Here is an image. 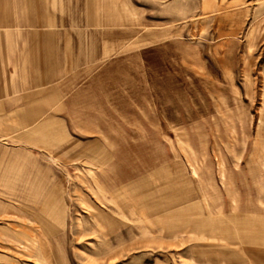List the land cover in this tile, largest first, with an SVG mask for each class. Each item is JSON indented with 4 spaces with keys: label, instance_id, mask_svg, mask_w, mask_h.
I'll return each instance as SVG.
<instances>
[{
    "label": "rangeland",
    "instance_id": "1",
    "mask_svg": "<svg viewBox=\"0 0 264 264\" xmlns=\"http://www.w3.org/2000/svg\"><path fill=\"white\" fill-rule=\"evenodd\" d=\"M34 6L6 15L11 46H74L53 86L100 58L117 91L94 140L0 115V264H264V0Z\"/></svg>",
    "mask_w": 264,
    "mask_h": 264
},
{
    "label": "crops",
    "instance_id": "2",
    "mask_svg": "<svg viewBox=\"0 0 264 264\" xmlns=\"http://www.w3.org/2000/svg\"><path fill=\"white\" fill-rule=\"evenodd\" d=\"M37 1L0 0V27L15 26L6 15H16L17 12L20 14L27 13L29 16L28 23L25 21L24 24L35 26L36 9L34 5ZM12 4L16 7L11 6ZM45 21V23L40 22L39 25H52V19ZM5 33L0 32V115L18 116L15 119L16 123L10 129L19 131L22 130L20 129L22 127L29 128L35 125L38 116L66 114L74 116L75 119H72L74 127L87 132L88 136L92 138L91 140H94L95 132L98 131V126L95 124L99 122L98 117L102 109L101 100L104 97L102 92L117 91L115 79L112 83L108 81L109 84L101 83L100 64L95 63L100 58L90 59L88 61L89 69L83 73L72 72L76 79L66 80L54 87V78L60 72L62 73L66 66L67 58L65 57L72 55L68 54L69 50L76 52L77 48L74 46H47L46 41L44 46H41L42 44L37 38L32 44L27 42L24 46H11L13 36L11 33ZM73 56L71 66L85 65L83 60L75 58L76 54L73 53ZM113 74L115 76V73ZM85 77L88 81L81 86L79 83L81 81L77 79ZM113 97L115 98L116 95L113 94ZM96 152L95 155L100 156L101 148L98 144H96ZM171 214L173 212L168 215ZM185 222L191 223L194 227L211 231L216 229L207 219L194 220L189 218Z\"/></svg>",
    "mask_w": 264,
    "mask_h": 264
},
{
    "label": "bare ground",
    "instance_id": "3",
    "mask_svg": "<svg viewBox=\"0 0 264 264\" xmlns=\"http://www.w3.org/2000/svg\"><path fill=\"white\" fill-rule=\"evenodd\" d=\"M116 186V185H115ZM110 189H111V186H108ZM110 193H111V191H110Z\"/></svg>",
    "mask_w": 264,
    "mask_h": 264
}]
</instances>
